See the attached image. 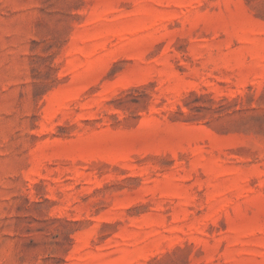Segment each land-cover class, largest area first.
I'll list each match as a JSON object with an SVG mask.
<instances>
[{
  "label": "rangeland",
  "instance_id": "rangeland-1",
  "mask_svg": "<svg viewBox=\"0 0 264 264\" xmlns=\"http://www.w3.org/2000/svg\"><path fill=\"white\" fill-rule=\"evenodd\" d=\"M0 264H264V0H0Z\"/></svg>",
  "mask_w": 264,
  "mask_h": 264
}]
</instances>
